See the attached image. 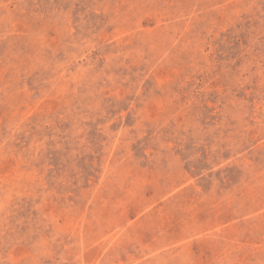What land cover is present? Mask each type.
I'll return each instance as SVG.
<instances>
[{"label": "rangeland", "instance_id": "rangeland-1", "mask_svg": "<svg viewBox=\"0 0 264 264\" xmlns=\"http://www.w3.org/2000/svg\"><path fill=\"white\" fill-rule=\"evenodd\" d=\"M0 264H264V0H0Z\"/></svg>", "mask_w": 264, "mask_h": 264}]
</instances>
